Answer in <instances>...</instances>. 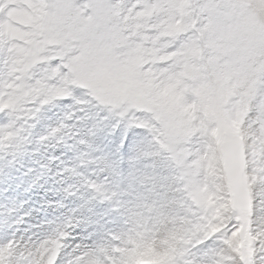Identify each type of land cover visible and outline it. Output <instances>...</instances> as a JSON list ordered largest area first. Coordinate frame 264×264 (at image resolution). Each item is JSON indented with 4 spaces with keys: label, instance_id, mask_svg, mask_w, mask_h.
Listing matches in <instances>:
<instances>
[{
    "label": "snow or ice",
    "instance_id": "snow-or-ice-1",
    "mask_svg": "<svg viewBox=\"0 0 264 264\" xmlns=\"http://www.w3.org/2000/svg\"><path fill=\"white\" fill-rule=\"evenodd\" d=\"M17 9L31 20H16ZM160 43L164 51L157 53L154 46ZM21 57L29 61L23 68ZM22 71L31 76L30 85L48 93L44 104L32 109L30 128L45 107L65 99L85 115L87 106L96 110L94 122L79 139L83 150L77 164L66 169L71 174L100 163L91 158L88 137L105 121L111 131H120L122 142L129 132L144 134L128 163L133 169L130 186L146 192L137 191L129 204L105 183L86 184L92 199L109 204L127 227L90 245L80 264H125L132 241L150 239L177 215L186 227L178 232L182 242L171 264H264V166L253 161L249 171L246 161L243 225L240 211L229 208L217 215L191 198L203 178V172L194 174L192 162L213 146L215 124L204 116L207 99H221L229 116L244 104L264 107V0H0V105L9 99L21 103L20 89L27 79ZM170 92L178 98V108L169 106ZM188 107L197 109L195 119L181 124L186 118L180 110ZM10 111L5 106L0 112L6 117L0 126V152L16 155L24 144L19 131H13L15 122L7 119ZM72 116L70 112L65 119ZM64 128L61 123L50 136ZM156 159L167 163L175 193L157 190L154 165L143 171L147 161ZM82 224L91 221L78 218L76 225ZM242 226L254 240L247 254L233 239ZM0 264L36 262L11 238L0 243Z\"/></svg>",
    "mask_w": 264,
    "mask_h": 264
},
{
    "label": "rangeland",
    "instance_id": "rangeland-1",
    "mask_svg": "<svg viewBox=\"0 0 264 264\" xmlns=\"http://www.w3.org/2000/svg\"><path fill=\"white\" fill-rule=\"evenodd\" d=\"M14 18L21 23L31 20L22 9L15 11ZM12 35L14 38H21L19 33L12 32ZM75 95L80 96V90H76ZM167 102L173 109L179 107L178 98L171 92L168 94ZM72 104L71 99H65L45 107L37 120L32 122L27 134L28 142L23 145L21 152L15 157L0 154V243L11 238H15L18 243H31L43 238L50 227L58 224L65 216L73 214L79 219L91 221L90 225L82 224L83 226L77 227L72 233L73 246L93 245L122 228L124 224L122 217L111 211L109 204L93 200L86 184L88 181L105 183L111 189L120 192V198L126 196L130 204L135 199L136 187L130 186L133 169L130 168L128 161L144 134L129 132L128 139L122 142L120 131H111L110 125L105 121L94 136L88 137L92 145L91 158L100 163L81 168L78 175H73L66 169H71L77 164V157L83 150L79 139L94 122L92 117L96 110L87 106L88 113L85 115L72 107ZM221 105V99L215 97L207 99L204 116L208 123L215 124L210 132L213 146L205 156L193 161L191 165L196 176L203 172L202 180L191 194L192 200L203 210H215L217 215L230 208L229 192L221 173L217 149L220 132L226 128L241 139L239 122L234 116L224 112ZM5 106L9 107L8 104L0 105V112ZM196 111L194 107L182 108L180 116L186 119H182L181 124L194 120ZM70 112L73 114L72 118L65 120V116ZM4 123L6 117L0 114V126ZM61 123L65 128L58 137L50 136L51 131L58 128ZM179 155L187 158L185 153ZM109 165H115V169H110ZM146 165L149 171L153 165L156 168L158 191L176 192V188L171 186L173 174L165 161L150 160ZM69 190L76 194L70 195ZM241 222L242 225L245 223V216H241ZM184 227L186 221L180 215L160 227L152 236L150 242L152 245L139 251L137 257L139 255V258L146 257L141 264H171L172 254L177 244L182 242L178 232ZM167 229L175 231L162 235ZM246 233V227L242 226L233 237L235 242L239 239V243L236 244L239 250L244 247ZM160 236L164 239L162 240ZM141 241L143 239H140ZM153 247L157 248L155 254L148 257V252ZM128 264H139L135 254Z\"/></svg>",
    "mask_w": 264,
    "mask_h": 264
},
{
    "label": "clouds",
    "instance_id": "clouds-1",
    "mask_svg": "<svg viewBox=\"0 0 264 264\" xmlns=\"http://www.w3.org/2000/svg\"><path fill=\"white\" fill-rule=\"evenodd\" d=\"M157 53L164 51V44L160 43L154 46ZM21 67L29 61L26 57H21ZM22 77H27L23 81L24 86L20 89L21 103L16 105L12 99H9L7 104L11 111L7 119L15 122L13 131H19L20 136L23 138V144L28 142V132L30 130V115L32 109L42 106L48 93L42 87L30 85L28 81L32 78L27 73H21ZM66 117V116H65ZM65 119V118H64ZM234 119L239 122V131L244 145L245 159L248 162L249 171L253 167V161L258 166H264V107L252 105L249 107L244 104L240 107L239 111L234 115ZM66 120V119H65ZM57 134L54 137H58ZM53 137V136H52ZM4 155H12L9 152H0ZM17 155V154H16ZM16 155H12L15 157ZM143 171H148L144 169ZM137 174H142L138 172ZM136 192H146V188L136 185ZM77 215L65 216L58 224L50 227L48 233L41 239L35 241L19 243L21 250L29 254L36 264H80L81 258L86 252H90V245L76 244L73 246L71 242L72 233L77 227L83 225H76ZM65 225H68L65 227ZM59 226V231L57 230ZM127 225L123 224L122 228L111 235H118L125 230ZM63 233L61 235L60 233ZM247 238L244 240V247L241 252L247 254V251L254 240L246 233ZM107 238V237H106ZM264 242V238H261ZM239 243V239L235 244ZM77 245H81L77 248ZM179 244H177L178 246ZM176 246V247H177Z\"/></svg>",
    "mask_w": 264,
    "mask_h": 264
},
{
    "label": "water",
    "instance_id": "water-1",
    "mask_svg": "<svg viewBox=\"0 0 264 264\" xmlns=\"http://www.w3.org/2000/svg\"><path fill=\"white\" fill-rule=\"evenodd\" d=\"M222 158V169L231 191V206L241 214H246L247 179L244 173V152L240 140L226 128L221 130L218 144Z\"/></svg>",
    "mask_w": 264,
    "mask_h": 264
},
{
    "label": "bare ground",
    "instance_id": "bare-ground-1",
    "mask_svg": "<svg viewBox=\"0 0 264 264\" xmlns=\"http://www.w3.org/2000/svg\"><path fill=\"white\" fill-rule=\"evenodd\" d=\"M122 173H123V172H122ZM160 237H161V239H162V238L164 239V237H162V236H160ZM163 239H162V240H163ZM158 242H159V241H158ZM162 242H163V241H162ZM160 243H161V241H160ZM158 244H159V243H158ZM160 245H162V244H160ZM154 247H155V246H154ZM154 247L151 248L150 251L148 252V257H149L150 255H154V254H155V251H156L157 248L155 249ZM158 250H160V249H158ZM160 251H161V250H160ZM145 258H146V257H143V260H144ZM140 259H141V258H139V261H138V262H139V263L143 262V261L140 260ZM160 260H161V259H160Z\"/></svg>",
    "mask_w": 264,
    "mask_h": 264
}]
</instances>
